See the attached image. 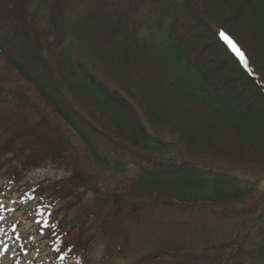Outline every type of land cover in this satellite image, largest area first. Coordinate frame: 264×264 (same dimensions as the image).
<instances>
[{"label":"rangeland","instance_id":"374dc122","mask_svg":"<svg viewBox=\"0 0 264 264\" xmlns=\"http://www.w3.org/2000/svg\"><path fill=\"white\" fill-rule=\"evenodd\" d=\"M81 1L89 2L94 8L102 5V0ZM107 1L122 5L119 0ZM132 1L135 4L138 3L137 5L144 4L143 0ZM154 7L157 8V15L156 11L150 13L151 20L164 18L175 26L174 30H177L185 42L194 41V39L201 41L199 47L191 49L195 44L193 42L187 48V57L191 58L199 53L198 55L201 56L198 62L205 64L206 68H213L212 70L204 68L209 76V84L218 83L216 85L218 88L223 84L227 87L229 82L220 76L214 77L220 81L215 80L212 73L215 68L222 66L213 67L220 57L231 58L226 48L217 39L219 30H226L239 44L241 43L258 74L249 64V67L244 65L264 83V0H171L168 11L166 7ZM147 12L148 10L145 14ZM191 12L194 13L193 16ZM200 19L206 20L207 24L204 26L206 29L196 30V32L194 30L197 29ZM147 21L148 25L142 27L137 33L133 24L129 23L132 28L128 25L123 26L127 30L130 29L129 32L134 31L138 37L134 50L135 78L132 77L134 68L127 71L131 76L130 82L136 87L131 94L132 100L129 99V104L126 103L132 109L133 117L126 114L125 111L128 109L116 110L112 105L100 104L92 93L84 88L76 75L69 72L70 69L64 63L62 55L56 52L58 51L57 32L51 37L52 31L43 21L39 22L41 28L31 24L27 25V30L30 34L44 40V43L47 41L49 46L53 47V53H57H54L53 59L57 62L60 80L54 78L57 77V72L55 76L53 75L55 71L49 72L43 69L36 50V39L29 42L28 47L31 58L38 61L39 68H33L34 70L30 72L27 66L22 65L23 63L18 60L14 59L11 63L0 61V83H4L0 85L1 88L26 98L24 102L0 98V144L10 138V132L16 127L37 120L33 106L37 111L42 109L55 122L54 125L58 126L59 130L65 131L64 135H60L55 126L48 121V129L44 132L47 131L46 133H49L53 139L58 137L67 139L75 153L73 163L48 162L39 169L25 173L22 176V182L18 185H9L4 177L5 171L2 172L0 176V264H77L78 259L68 261L53 252V246L50 243L51 232L53 226L58 224V231L66 236L68 245L73 244L76 247L78 245L76 240L81 239L84 247H90V264H219L216 263L217 257L214 261L204 258V256H215L214 253L205 251L234 243L241 244L244 250L241 255L257 254L248 252L252 249L250 243L255 238L253 234L251 236L250 231L245 230L244 226L249 229V222L253 217L250 210H253L257 200L264 195V113L261 117L255 112L251 113L244 118V121L235 123L228 115L216 113L208 103H202V98L200 100L190 98L186 90L175 87L172 78L178 75L177 70L181 68L171 65L158 67L139 44V39L147 32V26L149 28L154 22H150L148 18ZM207 29L212 39L207 37L209 40L205 44L202 37L208 32ZM149 34L150 32H147V35ZM155 53L152 52V56L159 57ZM30 55L26 59L30 58ZM232 62L234 67L230 68L229 72L232 73L230 77L234 80L240 78L241 68L233 59ZM53 83L59 85L56 87L61 89L64 96L73 99L77 106L96 120L99 119L105 130L117 137L138 144L136 139L139 137V129H135L137 121L139 125L143 123L153 131V134H158L164 144L173 147L155 152L158 157H164L167 160L187 158L193 163H198L200 167L212 166L219 171V176L224 178L226 183L236 180L241 184H248V182H258V184L251 190L244 191L242 187L243 191H241L234 187L219 186L218 181L210 186H202L197 185L191 176L169 174L167 178L153 180L144 178L145 186L141 187L142 180L138 176L135 165L129 166L128 170L122 174H117L108 167L98 164L89 151H86L84 143L47 105L46 95L50 90L49 85ZM64 83L67 84L66 88ZM253 86L259 89L255 84ZM227 92L226 89L220 93ZM235 95L237 96L235 93L228 94L227 97L234 98ZM254 100L257 105L264 106V98L255 97ZM240 104L238 110L246 106L245 102ZM246 104L250 105L249 101ZM121 113L125 115V118L119 116ZM150 119L156 120L157 123H152L150 126ZM58 133L59 136H57ZM61 140L59 139L60 142ZM65 147L67 148L66 144ZM7 158L11 159L12 155ZM18 164L19 162L16 161L13 165ZM75 167L79 168L78 174L87 179L88 186L77 182L75 186L78 188L65 190L66 193L74 191V193L71 192L73 198L58 202V197L51 196L49 193L56 183L67 189L69 185L65 183L72 176V172L74 173ZM201 171L207 172L203 169ZM213 171L216 173V170ZM210 176V180L213 179L212 177H218ZM39 185H44L43 188L47 186L49 195L43 192L33 200L25 197L26 191ZM166 188H173L176 192H168ZM188 191H192L193 195L199 193L202 196L216 198L214 207L216 212L210 213L197 208L204 203L197 202L191 205L184 201L183 199L189 194ZM97 193L102 195L99 196L100 201ZM232 194L233 199L225 198ZM103 196L105 197L101 198ZM106 197L109 200L106 201ZM125 197L136 200V212L133 211L135 205L131 204L134 202H125L123 207L116 204L118 200L124 201L118 198ZM114 200L115 204L111 202ZM153 200H167L169 204L161 202L156 204ZM128 204L131 205L128 206ZM182 204L187 209L178 208ZM48 208L58 212L51 223L47 215ZM223 212H226L225 216L221 215ZM235 213L244 214L240 219H234ZM259 238L260 236L256 235V239ZM235 247L237 246L233 248ZM5 248L8 249L7 252L4 251ZM257 262L262 263L263 259L257 256Z\"/></svg>","mask_w":264,"mask_h":264},{"label":"trees","instance_id":"16d2710c","mask_svg":"<svg viewBox=\"0 0 264 264\" xmlns=\"http://www.w3.org/2000/svg\"><path fill=\"white\" fill-rule=\"evenodd\" d=\"M119 1L122 5L117 2L111 3L107 0H102V5L94 8L89 2L85 3L81 0H0V61L2 60L11 63L15 59L22 62V65L27 66L28 64H31L34 59H26L31 53L28 46L30 44L29 42H32L33 39L35 41L36 39V50L40 57V60H38L43 65V69H47L49 72L52 70L53 72L55 71V73H53L55 76L57 72V77L54 78L60 80L57 62L53 59L55 53H53V47L49 46L47 41L44 43V40L41 38L40 40L38 37L30 34L27 30V25L32 24L33 26V24H36L40 27L39 22L43 21L49 25L50 30L52 31L50 33L51 37L52 34L54 35V33L57 32L58 51L56 52L62 55L64 63L70 69L69 72L76 75L84 88H87L89 90L88 92L92 93L100 104L112 105L116 110L120 109L125 111L128 109L125 111L127 112L126 114L133 117L132 109L126 103L129 104V99L132 100L131 94L136 90V87L130 82L131 76L128 75L129 73L127 71L128 69L132 70L134 68L132 77L135 78L136 62L134 58V50L135 45L138 42L136 40L138 37L135 35V32H139L142 27L148 25L147 18L150 22H152V20L149 16L150 13L145 14L143 10L140 9L141 5H137L138 3L135 4L133 1L131 2V0ZM152 1L154 6H162V8L164 6L169 7L171 2V0ZM143 2H145V0H143ZM129 23L135 26V32H129L130 29L127 30L126 27H123L128 25L132 28V25L130 26ZM174 27L175 26L172 25L170 28H165L157 34L151 33L147 35V32L152 31V27L150 26L148 28L147 26V32L141 37V39H139V44L142 49L152 57L158 67L171 65L175 67L179 66V68H181L180 70L176 69L178 75L175 78L170 77L172 78V83L175 87L180 90H186L190 98L197 100L202 98V103H208L216 113H224L228 115L235 123L244 121L245 117L251 115L252 112H249V110L252 105H247V101H245L246 99L244 101L241 100L239 95H235L234 98H228L227 95L234 94L230 92V90L234 89L235 82L237 84L243 82V85L240 87V89H242L240 95L245 93V96H248L247 94L251 91L254 95V99L255 97L259 98L261 96H258V91L263 92L264 95V83L259 81V77L250 69H244L242 62L227 51L231 55V58L241 68V74L238 79L228 80L229 82L227 85L230 87V90L226 94H221L220 92L226 90L227 87L223 84L217 88L216 85L218 83L215 84V82L209 84V76H207L204 70V68H206L205 64H202L200 61L198 62V58H200L201 55H198V53L194 57H187V48L193 42L195 44L199 42V45L197 46L199 47L201 41L194 39V41L190 40L189 42H185L181 38L182 36H179L177 30H174ZM54 29L56 31H54ZM228 34L230 35V33ZM232 39L235 41V38L232 37ZM38 42L40 44L39 46ZM235 42L244 52L245 58L251 69L258 74L243 47L240 46L237 41ZM219 43L221 44L220 41ZM152 52H157L159 57L152 56ZM34 62H37L38 64V61ZM200 64H202L203 67ZM39 67L38 64L35 68L37 69ZM206 69L212 70L213 68L208 67ZM222 69V66L221 68H215L212 72L213 78L216 77L217 73ZM217 79L218 78L215 80ZM218 81H220V79H218ZM32 82L34 81L32 80ZM2 84L0 83V85ZM253 84L259 89L257 90ZM56 85L59 86L54 83L53 85H49L50 90L48 91L46 95L47 99L45 100L47 105L56 112L57 116L84 143V146L87 149L86 151H89L98 164L103 167H108L117 174L125 172L128 164H136L139 169L138 176H140V180H142L141 187L145 186L144 178L151 180L167 178V175L169 174L191 176L197 185L202 186H210L213 182L216 183L218 181L217 185L219 186L224 188L234 187L238 190L241 189V191H245V189L251 190L258 184V182L241 184L236 182V180L227 181L231 183H226L224 178L219 176V171L212 166L206 165L200 167L198 166V163H193L192 160L187 158L167 160L164 157H158L155 152H160L163 148L167 149V147L170 146L164 144L158 137V134H153L154 132L149 131L143 123H140L139 125L136 121L135 124V129H139V137L136 139L138 144L131 143L122 137H117L110 131L105 130L102 123L98 121L99 119L96 120L92 115L86 113L77 106L73 99L71 100L67 96H64L61 89L56 87ZM65 85L67 84L64 83V87ZM214 87H216V89H214ZM46 88L48 89V87ZM0 97H6L18 102H24L26 100L24 96L3 90L1 86ZM262 98H264V96H262ZM240 102H245L246 106H242V109L238 110L241 106ZM259 107L264 109V106ZM32 109L37 116V120L26 125L23 124L16 127L15 129L17 130L14 129L11 131L10 141L3 146L2 152L3 150H8L17 155L22 162L23 170L40 167L47 161L56 163H73L72 159L74 158L75 153L74 150L70 148V142L62 137L53 139L49 136V133H46L47 131L44 132V130L48 129V121L52 125H54L55 122L42 109H38L37 111L33 106ZM255 114L260 117L262 116L257 113ZM119 116L125 118V115H122V113L119 114ZM149 121L150 126H152V123H157L154 119H150ZM55 129L57 132H60V135H64L65 131L63 132L59 130L58 126H55ZM57 136H59V133ZM59 139H62V142H60ZM179 142L183 144L181 141ZM65 144L68 149L65 147ZM183 145L185 146V144ZM170 148L172 149L173 147ZM199 169L206 170L207 172H202ZM172 170H175L176 172H173ZM213 170H216L217 174ZM78 171L79 168L75 167L73 176L68 180L67 186L69 185V187L67 189L59 185L54 187L53 193L62 200L72 199L71 192L74 193V191L66 193L65 190H70L71 188H74L75 190L78 188L75 186V184H78L77 182H82L84 186H88L87 179H85L84 176L79 175ZM210 175L218 177H212L213 179L210 180ZM145 181L148 180L145 179ZM83 185L82 187H84ZM188 192L189 194L183 199L184 201L191 205L197 202L204 203L201 207L199 206L197 208H201V210H206L210 213L216 212L214 210L216 209L214 208L216 198L202 196L199 193L193 195L191 194L193 193L192 191ZM97 195L98 200L100 201L99 196L102 195L98 193ZM104 197L105 196L101 198ZM110 198L113 199L112 197ZM225 198L233 199L234 197L232 194ZM118 199L124 201L121 202L118 200L116 203L117 205L119 204L123 207L122 205L125 202H134L131 204L135 205L133 210L136 209L137 204L135 199H132L131 197ZM107 200L109 199L107 198L106 201ZM153 201L155 203L161 202L169 204L167 200ZM111 202L115 204L116 201L114 200ZM131 204H128V206ZM224 205H226V203H224ZM178 208L183 210L187 209L183 204L179 205ZM250 213L253 215L249 222L250 227L249 229H246L248 227L244 226V228L245 230L250 231L251 236L253 234V238L255 239L250 243L252 249L248 252H251V254H257L253 256H250L249 254L247 256V253H244L241 255V252L244 251L242 250L241 244L237 245L234 243L233 245H221L209 249V251L214 253L215 257H217V263L264 264V195L257 200L255 207L253 210H250ZM225 214L226 212L221 213L222 216H225ZM243 214L244 213H235L234 219H240ZM246 217L249 218L247 215ZM256 235L260 236V238L256 239ZM235 245L237 246L235 247L236 249L233 248ZM224 250L225 253H223ZM257 256H259L260 259H263L262 263L257 262Z\"/></svg>","mask_w":264,"mask_h":264},{"label":"bare ground","instance_id":"6f19581e","mask_svg":"<svg viewBox=\"0 0 264 264\" xmlns=\"http://www.w3.org/2000/svg\"><path fill=\"white\" fill-rule=\"evenodd\" d=\"M192 16H193V14L194 13H190ZM197 22V21H196ZM207 24V22H206V20H203V19H200V23H198V25H197V29H195L194 31H198V30H200V29H202V31H204L206 28H204V26ZM196 31V32H197ZM207 33H205L204 35H203V37H202V39L205 41V44L206 43H208V40L209 39H212V37L210 36L211 34L209 33V30L207 29ZM195 32V33H196ZM201 32V31H200ZM209 39H208V38ZM235 41H237L236 39H235ZM238 44H239V42H238ZM241 44V43H240ZM199 45V43L197 42V44H195V45H193V47L191 48V49H194V48H196L197 46ZM241 46V45H240ZM205 47H206V45H205ZM30 58H31V55H30ZM29 59V58H28ZM30 61V60H29ZM35 60H33L32 61V63L31 64H29V65H27V69L30 71V72H32V70H34L33 68H35L38 64H37V62H34ZM218 65H222V70L219 72V73H217V76H220V78H222V79H226V80H229L230 81V79H232L230 76V74H231V72H229L230 71V68H233L234 67V65H233V62H232V59L231 58H226L225 56H223V57H220L219 59H218V61L216 62V63H214L213 64V67H216V66H218ZM235 70V69H234ZM233 72V71H232ZM243 85V82L241 83H239V84H237L236 82H235V86H234V89H232V90H230L229 88V86L227 85V90L229 91L230 90V92H232V93H235V94H237V95H239V97L241 98V100H245V101H249V103H250V106H251V104H253L252 106H251V109L249 110V112H252V113H257V114H259V115H263V113H264V109H261L257 104H256V102H255V100H254V95L251 93V91H249V93L247 94L248 96H245V93L243 94V95H240V91L242 90V89H240V87ZM258 96H263V92H261V91H258ZM247 97V98H246ZM173 172H176L175 170H172ZM166 191H168V192H171V193H174V192H176V190H174L173 188H166ZM176 194V193H175Z\"/></svg>","mask_w":264,"mask_h":264},{"label":"snow or ice","instance_id":"6c2138e0","mask_svg":"<svg viewBox=\"0 0 264 264\" xmlns=\"http://www.w3.org/2000/svg\"><path fill=\"white\" fill-rule=\"evenodd\" d=\"M221 36L228 42V44L231 46L232 51L240 58V60L242 62H244V64L247 66V60L245 58V54L244 52L238 47V45L230 38L228 37L226 34L221 33ZM5 252L8 251L7 248L4 249Z\"/></svg>","mask_w":264,"mask_h":264}]
</instances>
